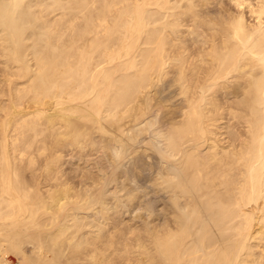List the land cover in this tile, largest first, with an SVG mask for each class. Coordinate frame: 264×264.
Listing matches in <instances>:
<instances>
[{"label":"bare ground","instance_id":"6f19581e","mask_svg":"<svg viewBox=\"0 0 264 264\" xmlns=\"http://www.w3.org/2000/svg\"><path fill=\"white\" fill-rule=\"evenodd\" d=\"M211 1L0 0V264H264V0ZM151 131L179 213L129 231Z\"/></svg>","mask_w":264,"mask_h":264},{"label":"rangeland","instance_id":"374dc122","mask_svg":"<svg viewBox=\"0 0 264 264\" xmlns=\"http://www.w3.org/2000/svg\"><path fill=\"white\" fill-rule=\"evenodd\" d=\"M219 1H220V3H219ZM230 0H212L211 1V3H210V5H208V6H206L204 9H202V11L203 12H206V13H210L211 15H215V17H217L216 16V14H217V12H216V10H219L220 9V11L219 12H221L222 10H221V8H225V7H227L228 9H232V8H230V7H233L232 6V3L231 2H229ZM217 5V6H216ZM219 5V6H218ZM220 6H221V8H220ZM223 6V7H222ZM214 7V8H213ZM226 8V9H227ZM234 10V9H233ZM219 12H218V15H220L219 14ZM214 13V14H213ZM239 98H241V97H239ZM233 100H234V98H232ZM231 99V100H232ZM226 120V119H225ZM227 121V120H226ZM225 121V122H226ZM231 128H233V130L235 131V130H237V131H239L240 132V129H244V127L243 126H241V125H239L238 123H237V125H239L238 127L240 128V129H237L238 127H236V129H234L235 128V125H234V123L232 124V122H231ZM234 125V126H233ZM236 125V126H237ZM242 128H241V127ZM230 128V129H231ZM229 129V130H230ZM232 130V129H231ZM233 131V132H234ZM244 131H245V129H244ZM243 132V131H242ZM150 132H147V134H142V135H140L134 142V145H133V143H132V145L130 146L131 147V149L129 148V144H128V142L127 143H125L126 144V148H125V150L128 148V150H130V152H135V150H136V153H131L130 155V157H128L129 156V152H126L125 153V155L127 156V159H124V158H126V156H124V158H122L121 159V161H122V163L120 162V160H119V162H118V160L116 161V163H119V164H117L116 166L117 167H112V168H116V170H117V172H120L121 174H120V176L121 177H123V179H124V181H127V182H129V185H130V187H129V185H128V187H127V182L124 184L125 186H126V190L125 191H123V192H121L122 193V197H126V191L129 189V191H127V192H132V190H133V188H134V186H136L135 188H134V190H133V192L135 191V194H137L136 196V200H134V202H132L131 204H129V202H128V205L127 206H129V209H130V206H131V210H129V212H130V214L128 213V214H125L128 210V208H126V210L127 211H125V212H123L125 215H123V213H122V215L120 214H117V217L115 216V218H118L116 221H115V224L116 225H118V226H120V225H122V222H124V225H122V227L123 228H125V225L126 226H129V231H130V228L132 227H136V229L138 228L137 227V225L139 226V228H140V230H141V227L144 225V227H146L145 225H146V222H147V215L149 214V213H151L150 211L152 210V214H153V217H152V215L150 214V216H151V218L149 217L148 218V221H149V219H151L149 222H147V224L149 225L148 227H150V225H151V223H152V220H153V222H154V220H155V222L154 223H152V225H154V226H156V225H158L157 227H161V226H163V225H165L164 223H165V220H166V222L168 221V220H171V217H172V215L174 214V212H176V214H177V212L178 211H176V207H174L175 205H174V203L172 202V195H171V192L169 191H167L166 189H165V187L163 186V185H160L159 183H158V181L160 180H156V179H158L160 176H158V172H160V174L159 175H161V171L163 170V172H165L166 170H164L163 169V167L164 168H166V166L168 167L171 163H172V165H170V167L168 168V169H170V170H173L172 168L174 167V163L171 161H165L164 162V160H162V158H161V156H159L160 154H159V150H160V148L162 149V150H164L163 148H164V146H163V142H161L159 139H156L155 138V136H154V134H153V132L151 131V133L149 134ZM152 135L154 136V137H152ZM106 137H109V135H107ZM124 138V137H123ZM141 138V139H140ZM118 139V138H117ZM152 139H153V141H152ZM156 139V140H155ZM126 140V139H125ZM155 140V141H154ZM123 141H124V139H123ZM137 141V142H136ZM149 142H152V144L154 145H152V144H148ZM155 142H159V143H157V144H155ZM130 144H131V142H129ZM137 143V144H136ZM161 143V144H160ZM127 144H128V146H127ZM158 145H160V148H157L158 147ZM133 146V147H132ZM153 146V147H152ZM154 148H156L158 151H157V155L155 154V152H154V150H156V149H154ZM135 149V150H134ZM138 149V150H137ZM128 150H126V151H128ZM134 150V151H133ZM161 150V151H162ZM146 152V153H145ZM153 152V153H152ZM128 153V154H127ZM66 156V155H65ZM68 156V155H67ZM66 156V157H67ZM76 155H74V157H73V155H71V157H70V155L68 156L70 159H73L74 161H71L69 158V160L71 161L70 162V164H69V161H68V159L66 158V157H64L65 159H66V161H64V163H63V161H62V168H63V170H64V172L66 173V174H68V176H70V177H72V178H74V176H77V174H79L78 176H77V178L75 177L74 179H78V177H80V176H89L90 175V173H92V172H95V169H94V159H95V155L94 156H90V157H88V156H81V160H77V162H76V157H75ZM159 156V157H158ZM78 157V156H77ZM64 158H63V160H64ZM93 158V159H92ZM78 159H79V157H78ZM125 160V162H124V160ZM65 162H68L67 164H65ZM166 162H170L169 163V165H168V163H166ZM73 163H74V165H76V166H74L73 165ZM124 163H125V166H124ZM163 164H164V166H163ZM76 167V169H74ZM172 167V168H171ZM139 168V169H138ZM70 169V170H69ZM94 169V170H93ZM74 170L76 171V172H74ZM78 170V171H77ZM125 172V175L124 174H122V172ZM132 171H133V173H132ZM139 171H141V173L139 172ZM71 172H74V174H72ZM107 172H108V174L109 173H111L112 171H111V167H110V171H109V169H107ZM163 172H162V174H163ZM158 173V174H157ZM72 174V175H71ZM133 174H135V175H133ZM74 175V176H73ZM127 176V178L125 179L124 178V176ZM129 175H130V177H129ZM132 175V176H131ZM156 175L158 176V178L156 177ZM133 176H135V178H132ZM122 178H121V182H122V180H123ZM132 180V181H131ZM135 180V181H134ZM124 183V182H123ZM134 183V184H133ZM158 183V184H157ZM133 187H132V186ZM114 186V184H110V186L108 185V192L107 193H109L110 191H112V187ZM138 186V187H137ZM163 186V187H162ZM131 187H132V190H131ZM139 188H141V191L140 190H138ZM111 189V190H110ZM137 189V190H136ZM131 190V191H130ZM136 191L138 192H140V193H136ZM132 192V193H133ZM169 193V194H168ZM128 194V193H127ZM134 194V195H135ZM142 194V195H141ZM124 195V196H123ZM133 195V194H132ZM138 195H141L139 198H138ZM170 196H171V199H170ZM137 198H138V200H137ZM140 198H141V200H140ZM123 201L125 200V199H122ZM133 201V200H132ZM139 205V206H138ZM152 208V209H151ZM136 209V210H135ZM138 209V210H137ZM148 209H149V211H148ZM151 209V210H150ZM134 210H135V213H137V215H133V214H135L134 213ZM145 210H146V212H148L147 214L145 213ZM138 211V212H137ZM174 211V212H173ZM133 212V214L131 215V213ZM139 213H140V216L141 215H143V216H141V217H143V219H145V217H146V221L144 222L143 220H141L140 218H137V217H139ZM171 213V214H170ZM179 213V212H178ZM88 214H91V213H88ZM115 215V214H114ZM120 216H121V218H120ZM124 216V217H123ZM136 217V218H135ZM130 218V219H129ZM122 219V220H121ZM127 220V221H126ZM136 221V222H135ZM125 223H127V224H125ZM140 223H141V226H140ZM143 223V224H142ZM137 224V225H136ZM162 224V225H161ZM135 225V226H134ZM117 226V227H118ZM122 227H120V229H122ZM143 227V228H144ZM151 227H153V226H151ZM127 228V227H126ZM132 228H131V230H132ZM138 228V229H139ZM136 229H134L133 228V231L135 230L136 231ZM126 233L128 232V228L127 229H123ZM127 230V231H126ZM132 233V232H131ZM142 233V232H141ZM128 234V233H127ZM134 234H135V232H134ZM131 235V234H130ZM130 235L128 234L127 235V237L129 236L130 237ZM133 236H131V238H132ZM31 246L30 245H26V247H25V250L27 251V253L29 254V255H31Z\"/></svg>","mask_w":264,"mask_h":264}]
</instances>
